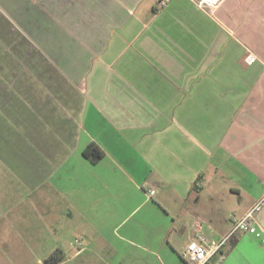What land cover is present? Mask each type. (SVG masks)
<instances>
[{
  "label": "crops",
  "instance_id": "1",
  "mask_svg": "<svg viewBox=\"0 0 264 264\" xmlns=\"http://www.w3.org/2000/svg\"><path fill=\"white\" fill-rule=\"evenodd\" d=\"M0 5L35 42L28 52L44 61L38 76L48 74L76 104L67 115L78 130V157L90 168L69 180L87 187L85 215L98 232L108 224L123 229L118 240L99 242L95 264H187L188 242L199 234L219 241L264 201V0H224L213 12L192 0ZM249 52L258 58L252 64ZM30 65H21L29 81L37 76ZM1 68L4 78L10 65ZM90 143L104 152L96 163L83 155ZM94 202L101 207L92 209ZM257 217L264 228V202ZM13 246L0 241L5 252ZM209 264H264V230L236 232Z\"/></svg>",
  "mask_w": 264,
  "mask_h": 264
},
{
  "label": "rangeland",
  "instance_id": "2",
  "mask_svg": "<svg viewBox=\"0 0 264 264\" xmlns=\"http://www.w3.org/2000/svg\"><path fill=\"white\" fill-rule=\"evenodd\" d=\"M8 13L0 5V69L10 65L4 78L0 71V241L10 239L14 246L12 252L0 247V264H47L46 259L59 246L66 257L88 247L67 264H95L92 258L101 253L99 242L105 235L111 241L118 240L123 229L117 233L115 224H108L107 232H98L85 215L87 187L76 179L69 180L76 175L85 177L90 168L78 157L74 146L78 130L67 115L74 113L76 104L61 96L46 78L48 74L38 76V65L44 61L36 49L28 52L37 48L36 44L24 32L22 21ZM23 63L31 67L35 63L36 78L29 81L26 71L21 74ZM6 104L12 108L10 121L4 119ZM64 122L70 127L61 130ZM101 205L94 202L90 206L96 209Z\"/></svg>",
  "mask_w": 264,
  "mask_h": 264
},
{
  "label": "built area",
  "instance_id": "3",
  "mask_svg": "<svg viewBox=\"0 0 264 264\" xmlns=\"http://www.w3.org/2000/svg\"><path fill=\"white\" fill-rule=\"evenodd\" d=\"M197 7L208 12H213L224 0H192ZM257 56L249 52L246 61L250 64L257 60ZM148 197H151L155 190H148ZM263 200L256 202L243 216L234 220L232 229L217 242H209L205 236L199 234L197 239L192 240L182 252V258L187 264H209V260L214 254L222 252L229 240L238 231L257 233L264 228L260 224L257 214L261 210Z\"/></svg>",
  "mask_w": 264,
  "mask_h": 264
},
{
  "label": "trees",
  "instance_id": "4",
  "mask_svg": "<svg viewBox=\"0 0 264 264\" xmlns=\"http://www.w3.org/2000/svg\"><path fill=\"white\" fill-rule=\"evenodd\" d=\"M83 155L92 163L98 162L104 155L102 149L96 143H90L83 151ZM65 256V252L61 247H57L46 259L47 264H57Z\"/></svg>",
  "mask_w": 264,
  "mask_h": 264
}]
</instances>
